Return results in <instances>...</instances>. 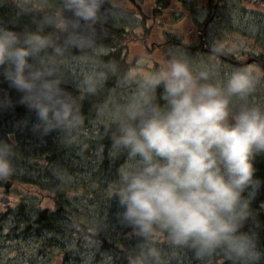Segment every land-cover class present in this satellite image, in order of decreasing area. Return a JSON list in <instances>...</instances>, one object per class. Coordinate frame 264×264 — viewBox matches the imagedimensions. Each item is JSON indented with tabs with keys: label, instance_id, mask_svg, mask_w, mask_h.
Returning <instances> with one entry per match:
<instances>
[{
	"label": "clouds",
	"instance_id": "9594fccd",
	"mask_svg": "<svg viewBox=\"0 0 264 264\" xmlns=\"http://www.w3.org/2000/svg\"><path fill=\"white\" fill-rule=\"evenodd\" d=\"M107 2L60 0V9L43 24L63 33L62 42L44 34L43 25L18 30L0 19V81L35 112L34 133L79 123V107L62 86L58 58L72 50L99 53L93 30L106 18ZM30 3L0 0V7L11 4L19 17ZM104 78L103 72H86L83 84L95 92ZM256 86L250 67H234L218 79L186 54H171L143 77L114 117L112 152L124 156L117 216L139 241L129 264H171L175 249L190 251L201 264H212L217 255L230 264H264L257 234L245 230L264 184L253 163L264 155V105L248 102ZM11 104L5 95L3 105ZM11 154V146L0 141V179L13 173ZM160 234L171 253L158 246Z\"/></svg>",
	"mask_w": 264,
	"mask_h": 264
},
{
	"label": "trees",
	"instance_id": "16d2710c",
	"mask_svg": "<svg viewBox=\"0 0 264 264\" xmlns=\"http://www.w3.org/2000/svg\"><path fill=\"white\" fill-rule=\"evenodd\" d=\"M128 1L135 3V0ZM151 1L153 16L166 9L169 2ZM105 8L108 9L105 20L93 30L99 53L93 49L72 50L60 57L68 61L95 62L97 65L91 67L92 71L105 74L95 92L87 90L83 76L79 86L62 85L70 93L73 90L76 93L80 114L78 124L58 128L47 135L34 133L32 126L38 123L35 112L20 104V95L0 81V141H6L11 146L9 158L14 169L9 177L0 179V190L8 191L12 185H32L48 192L54 205L52 210L40 209L25 201L12 210L6 206L0 211V238H3L1 234L5 230H10L13 238L4 232L7 240L34 241L39 245L41 250L27 257L28 264H43L38 258L43 257V250L52 248L62 250L65 263L76 264L77 255L84 253L79 249L83 243L79 244L76 237L94 247V256L106 254L107 251L115 264H122V254L124 260L128 259L129 262L135 250L128 243L123 253L113 250L119 244L121 233L129 229L117 216L121 211L116 197L118 169L124 156L113 155L111 137L116 130L113 123L115 116L108 117L106 107L115 100L116 104L120 102V105H125L132 97L124 101L121 99L123 85L127 83L130 73L124 42L129 32L143 26L144 21L141 13L113 4L111 0L105 4ZM59 9L60 0H31L28 11L19 17L11 4L0 7V19L14 23L18 30L36 31L43 25L44 34H52L58 42H62L63 33L43 24L45 16H52ZM5 95L11 99L10 107L3 105ZM253 163L256 176L264 181V155L257 156ZM251 207L254 216L245 225V230L256 233L260 245L264 247V184ZM186 255L192 260L195 258L188 250ZM97 260L95 257L93 262ZM212 262L230 264L223 255L215 256Z\"/></svg>",
	"mask_w": 264,
	"mask_h": 264
},
{
	"label": "rangeland",
	"instance_id": "374dc122",
	"mask_svg": "<svg viewBox=\"0 0 264 264\" xmlns=\"http://www.w3.org/2000/svg\"><path fill=\"white\" fill-rule=\"evenodd\" d=\"M113 4L123 6V8L130 9L137 14L141 13L143 16V26L137 27L133 32H129L125 38V55L126 62L129 66L128 81L123 85V92L121 99L127 100L128 97L137 93L139 83L148 73L156 70L162 62L171 54L184 53L189 56L195 65H206L212 69L218 79L224 77L219 73V63L212 58H206L201 55L199 51H196V46L191 43V39H188L187 33L184 31L183 16L169 15L168 11L172 10L175 6H178L176 0H169L166 9L162 10L160 14L156 16L152 15L153 2L151 0H135V3H129L128 0H111ZM165 16H168V21L165 20ZM243 20L248 21L246 18L231 17V20ZM239 42L234 38L232 41V47ZM174 43H180L179 47H176ZM60 73L63 79V84H70L72 87L79 86L80 78L86 72L92 71L91 67L95 62H82L76 59H60ZM69 92V90H67ZM72 96L76 99V93L74 90L71 92ZM121 101V100H120ZM116 100L112 102L109 107H106V115L109 117L116 116L124 105H120V102L116 104ZM249 103H258L264 105V93H254L248 98ZM241 101L234 100V104H239ZM0 197H6L9 199L8 210L14 209L19 203L27 201L34 207L40 209H54L51 195L35 186L28 184L12 185L8 191L0 190ZM6 206L0 205V211H3ZM7 236L13 238V234L10 230H5ZM4 232L1 234L3 238H0V262L3 264H28L27 257L30 258V254L40 251V247L34 241L18 242L15 240H7L4 237ZM93 233V230L89 231ZM120 234V233H119ZM121 239L113 250L123 253L126 250L125 244H131L135 249L138 238L134 237V234L129 231L121 233ZM78 238L80 244V250L84 253L77 255L78 261L76 264H115L110 260V256L106 251V254L99 253L94 256L91 245L84 244ZM82 239V238H81ZM158 246L162 247L166 252L171 253L173 249L169 247L167 238L160 234L156 237ZM70 250H73L71 246H68ZM92 251V254L90 253ZM176 255L171 259V264H201L195 258L192 260L187 255L186 249H175ZM122 264H129L127 260H124V254H122ZM36 259L38 256H35ZM97 258V262H93L94 258ZM120 257V254H119ZM43 264H67L63 260L62 250L45 249L43 250V257L38 258ZM213 264V262H212Z\"/></svg>",
	"mask_w": 264,
	"mask_h": 264
},
{
	"label": "flooded vegetation",
	"instance_id": "af4514ba",
	"mask_svg": "<svg viewBox=\"0 0 264 264\" xmlns=\"http://www.w3.org/2000/svg\"><path fill=\"white\" fill-rule=\"evenodd\" d=\"M176 1L178 6L168 14L183 16L184 31L196 51L218 62L223 77L234 67H250L257 77L254 93H264V0ZM234 38L239 42L232 47Z\"/></svg>",
	"mask_w": 264,
	"mask_h": 264
},
{
	"label": "water",
	"instance_id": "95a60500",
	"mask_svg": "<svg viewBox=\"0 0 264 264\" xmlns=\"http://www.w3.org/2000/svg\"><path fill=\"white\" fill-rule=\"evenodd\" d=\"M0 203L3 205H8L9 199L6 197H0Z\"/></svg>",
	"mask_w": 264,
	"mask_h": 264
}]
</instances>
